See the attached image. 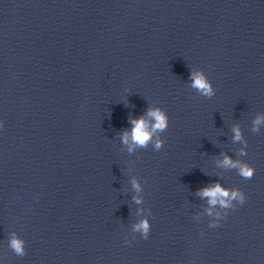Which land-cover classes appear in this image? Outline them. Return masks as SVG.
<instances>
[{
  "label": "clouds",
  "instance_id": "9594fccd",
  "mask_svg": "<svg viewBox=\"0 0 264 264\" xmlns=\"http://www.w3.org/2000/svg\"><path fill=\"white\" fill-rule=\"evenodd\" d=\"M192 81V87L195 88L202 96L212 97L214 95V89L212 83L206 77L203 72H193L190 77ZM146 119L141 116L131 120L132 129L129 133L127 130L122 134V142L126 145H129V151L132 150L134 146L136 147H146L149 143L153 142V137L159 132H163L168 127V116L160 108H150L147 112ZM264 123V117L258 116L253 124V131H258V126ZM3 127V123L0 122V128ZM235 141H240L242 139L241 132L238 127L233 128ZM131 141V144H129ZM163 145V142L157 138L154 142L155 149L159 150ZM241 155H244V150H241ZM223 166L229 168L238 169L239 175L245 180L251 179L254 176L255 169L247 163L240 161H233L228 156L224 157L222 161ZM134 187L139 190V185L134 183ZM199 195L202 197H207L209 204L215 206L217 203L221 207L228 208L232 207V201H236L239 204H243L246 200V196L240 189L228 190L223 188L219 183H216L212 186L205 187L200 190ZM139 203V200H137ZM211 213V209H209ZM216 227L214 223L211 225ZM134 230L142 234L143 239H148L150 233V224L147 220H143L137 223L134 227ZM125 242H129L125 240ZM9 247L18 255L24 256L26 254L24 241L18 237L13 236L9 241Z\"/></svg>",
  "mask_w": 264,
  "mask_h": 264
}]
</instances>
